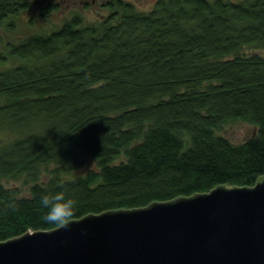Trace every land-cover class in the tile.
<instances>
[{
    "label": "trees",
    "instance_id": "1",
    "mask_svg": "<svg viewBox=\"0 0 264 264\" xmlns=\"http://www.w3.org/2000/svg\"><path fill=\"white\" fill-rule=\"evenodd\" d=\"M30 2L0 0V26ZM104 6L98 21L75 13L0 51L18 61L0 67V241L59 226L41 221L39 201L61 188L77 219L264 175V56L241 52L264 48V0ZM58 8L45 0L38 15ZM235 121L255 133H218ZM86 157L95 168L74 175ZM20 178L26 194L1 182Z\"/></svg>",
    "mask_w": 264,
    "mask_h": 264
},
{
    "label": "water",
    "instance_id": "2",
    "mask_svg": "<svg viewBox=\"0 0 264 264\" xmlns=\"http://www.w3.org/2000/svg\"><path fill=\"white\" fill-rule=\"evenodd\" d=\"M0 264H264V175L0 241Z\"/></svg>",
    "mask_w": 264,
    "mask_h": 264
},
{
    "label": "rangeland",
    "instance_id": "3",
    "mask_svg": "<svg viewBox=\"0 0 264 264\" xmlns=\"http://www.w3.org/2000/svg\"><path fill=\"white\" fill-rule=\"evenodd\" d=\"M58 2L59 8L51 13L48 19H43L38 15L39 5L44 3L45 0H31L28 8L22 10L17 16H10L3 23L14 21V26L9 27L6 25L0 26V35L2 43H0V51L5 52V45L8 42H18L22 38L34 34H47L52 30L61 26L63 21L75 13L81 14L84 22L98 21L102 16L108 13L104 3L106 0H53ZM137 8L140 10H147L152 7L154 0H132ZM243 54L257 53L264 56V48L245 47L241 51ZM6 61L1 62L0 67H8L18 62L13 59L10 51L6 54ZM256 131V128L241 121H235L225 125L219 134L226 136L232 142H241ZM94 162L90 158L82 159V167L73 172L75 174H83L88 168H95ZM47 170L42 172L41 180H45ZM2 184L7 187H17L21 190L22 194H26L29 184H26L23 178L20 179H1Z\"/></svg>",
    "mask_w": 264,
    "mask_h": 264
},
{
    "label": "clouds",
    "instance_id": "4",
    "mask_svg": "<svg viewBox=\"0 0 264 264\" xmlns=\"http://www.w3.org/2000/svg\"><path fill=\"white\" fill-rule=\"evenodd\" d=\"M40 219L44 223L66 225L74 215L76 201L66 191L60 190L48 192L40 197Z\"/></svg>",
    "mask_w": 264,
    "mask_h": 264
}]
</instances>
